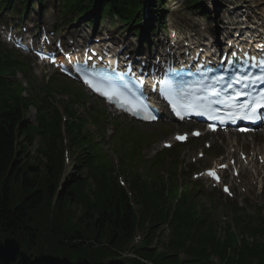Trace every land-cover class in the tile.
Here are the masks:
<instances>
[{
    "label": "trees",
    "instance_id": "obj_1",
    "mask_svg": "<svg viewBox=\"0 0 264 264\" xmlns=\"http://www.w3.org/2000/svg\"><path fill=\"white\" fill-rule=\"evenodd\" d=\"M20 107L21 101L17 98L0 95V264H100L106 258H113V251L128 245L137 226L144 227L147 218L152 219L151 213L154 216L155 212L152 204L143 210L141 222L116 179L107 182L104 177L97 178L94 170L96 190L87 191V181L76 174L55 200L63 169L61 137L54 131L49 146L38 150L41 158L29 157L24 143H19L25 131L30 130ZM26 140L32 143L33 139L26 136ZM32 160H37L38 165ZM86 160L87 163H79V174L84 167H91L89 159ZM35 215L39 219L35 220ZM175 219L178 220L176 216ZM180 228L199 229L193 224L175 227L176 238L188 234L185 229L178 231ZM258 229L263 233V226ZM196 241V247L191 244L187 249L201 257L208 256L207 248L224 254L231 246L230 241L215 245L205 233L198 235ZM180 246L182 242L174 239L170 243L173 250L182 249ZM243 251L242 258H251V249ZM253 252L257 255L259 249ZM143 256L151 258L147 250ZM166 259L173 261L159 264H178L175 257ZM234 262L228 259L225 264Z\"/></svg>",
    "mask_w": 264,
    "mask_h": 264
},
{
    "label": "rangeland",
    "instance_id": "obj_2",
    "mask_svg": "<svg viewBox=\"0 0 264 264\" xmlns=\"http://www.w3.org/2000/svg\"><path fill=\"white\" fill-rule=\"evenodd\" d=\"M211 2L208 3V5H210ZM169 7H171V4H169ZM37 14L35 15V17L37 18ZM132 36V35H131ZM133 43L134 44H138L139 42H137L136 40H133ZM33 67H31L32 69ZM19 74H21V72H19ZM17 75V77H20V75ZM39 85H42L43 83H45V81L41 82L40 80H37L36 81ZM38 88L40 86H37ZM32 94H33V90H31ZM38 93V92H37ZM47 93L50 94V95H56V94H61V95H65V96H69L71 97L73 100H76V101H79L80 103H83L84 101H87V97L85 95H83L80 90L75 86L73 85L72 83H69L67 81H64L62 79H57V80H54L52 82V84L48 87L47 89ZM57 99H61L62 102H65V97L62 96V98H57ZM59 101V107L61 109L64 108L63 104H61ZM70 101V100H68ZM92 101H89V104H91ZM66 105V104H65ZM96 109H99L102 113H103V110L100 109V107L97 105L96 103ZM77 111L82 115V116H85V112L81 109V108H77ZM108 115L109 118H112V115H110V113L108 111H106V116ZM28 117L30 119V121H34V110H31L30 113H28ZM121 121V120H120ZM122 123H125L127 124L126 121H123ZM119 129L120 130H124L126 132H131L139 137H142L143 138V132L148 134L150 140L155 141L156 140V144L154 147H151L150 149H146L144 150L143 152V156L145 157V160H147L148 158L152 157L153 156V152H157L161 149V143L163 140H165L166 138H164V134H162V131L166 128L164 127H158V126H155V127H146V126H135V125H118ZM141 130H139V129ZM93 131V130H92ZM143 131V132H142ZM169 132H171L169 130ZM123 133H118L117 136L121 135ZM124 136L126 134H123ZM115 138V142L118 141V138ZM96 139H99L98 136H96ZM114 142V143H115ZM202 143L203 141H201V143H199V147H196V150H202L203 149V146H202ZM39 138L37 137L35 139V143L31 146H28L27 147V151L31 156V158H33V156H37V153L35 152L37 149V145H39ZM109 145V144H108ZM108 145H106L105 143L102 144V148L105 152L103 153H106L109 157V160H110V163H111V166L115 169V173L119 176L120 175V172L121 171V164H119L120 162V156L119 155H115V153H112L110 151L111 147H109ZM115 145H118L120 147L121 143H115ZM148 144L146 143L145 146H147ZM143 143H142V149H143ZM186 152V149H183V154ZM196 152H194L193 154H189L188 155V159L189 157L195 155ZM212 154V153H210ZM36 165L37 164V160H32ZM75 160L74 158L72 157L70 159V161L67 163L66 161V165L68 166L70 163H74ZM38 165V164H37ZM109 165V164H107ZM149 164H145L143 165V179L147 181L146 177H145V173H147L148 171V166ZM210 166L209 164L207 165V167ZM123 167V166H122ZM190 170L193 169L192 167L189 168ZM137 171V170H136ZM160 173H162L160 171ZM65 174L67 175L68 174V171L65 170ZM126 180V179H125ZM128 180L130 181L131 178L128 177ZM127 182V181H126ZM128 186V185H127ZM247 186L248 184L246 182H243L242 184L238 185L237 183L233 184L232 186V192L235 194V199L242 203L245 199H251V200H256L257 198H260V202L262 205H264V186L263 184H256V182H253V183H249V186L251 187L252 191H248L247 189ZM262 187V189H261ZM200 192L203 193V195L205 196V192L200 188ZM199 199V197H198ZM225 200V198H221V196L219 195H215L214 194V199L213 201L216 202L215 203V206L214 207H211V208H208V211L212 214V220H214L213 223H216L215 225V229L216 228H219V227H222V228H225L226 224H228L230 227H234V231L235 232H239L238 229L235 227L234 225V222L232 223L233 221V218L234 216H236V213L232 211V207L227 205V206H223V201ZM211 202V201H210ZM217 202H221V204H218ZM210 205V204H209ZM261 205V206H262ZM263 209H262V213H264V206H262ZM35 220L36 219H39V217L37 215L34 216ZM174 227L175 225L171 226V231H174ZM161 230V235L165 238V241L164 242H167V237H170L169 236V231L166 230L165 228H157V231ZM222 231V230H221ZM224 233H222L223 235ZM155 234H152L151 235V240H153L155 238ZM172 237H174L172 235ZM259 248V247H258ZM182 254L186 257V258H190L189 254L186 253V248H183L182 249ZM255 256V255H254ZM127 264H141L139 261H136V260H128L126 261Z\"/></svg>",
    "mask_w": 264,
    "mask_h": 264
},
{
    "label": "bare ground",
    "instance_id": "obj_3",
    "mask_svg": "<svg viewBox=\"0 0 264 264\" xmlns=\"http://www.w3.org/2000/svg\"><path fill=\"white\" fill-rule=\"evenodd\" d=\"M160 46H162V44H160ZM250 145H253L254 142H248ZM241 145H244V142L241 144V141L237 140V139H233V138H229L227 139L226 141V150L228 152V155L225 157L226 161H225V164H229V161L234 159L235 157V154L238 155V159L236 160L237 163L240 165L241 164V161L239 159V157L242 155V154H245L243 151H241ZM252 156L255 155L256 156V159H258V157H262L264 159V143L262 145V147L260 148H254V150L251 152ZM247 156V158L249 159V165L251 166V172H249V170H247V168L245 167H241L240 168V175H246V176H254L253 173H257V172H261L262 170H264L263 168H259L257 166V163H255L253 161V159L251 158L250 156V153L248 152L247 154H245ZM205 159L208 160L207 156H205ZM252 159V160H251ZM214 164V163H213ZM222 163H220V161H218L216 164H215V167L217 165H221Z\"/></svg>",
    "mask_w": 264,
    "mask_h": 264
},
{
    "label": "snow or ice",
    "instance_id": "obj_4",
    "mask_svg": "<svg viewBox=\"0 0 264 264\" xmlns=\"http://www.w3.org/2000/svg\"><path fill=\"white\" fill-rule=\"evenodd\" d=\"M104 94L107 95V93H104ZM244 130H247V129H244ZM177 139H183V138L182 137H177ZM208 175H211V176L215 177V173L212 172V171H209ZM216 178L218 179V177H216ZM225 191H227V188L225 189Z\"/></svg>",
    "mask_w": 264,
    "mask_h": 264
}]
</instances>
